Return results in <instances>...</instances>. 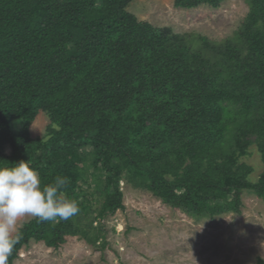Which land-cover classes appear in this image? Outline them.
I'll use <instances>...</instances> for the list:
<instances>
[{
  "label": "trees",
  "instance_id": "16d2710c",
  "mask_svg": "<svg viewBox=\"0 0 264 264\" xmlns=\"http://www.w3.org/2000/svg\"><path fill=\"white\" fill-rule=\"evenodd\" d=\"M244 1L239 32L215 43L140 21L133 0H0V164L29 160L42 186L65 177L79 208L26 223L8 264L33 242L105 248L122 182L194 219L241 214L244 194L264 202V171L253 181L242 162L255 148L264 165V0ZM41 111L47 140L32 136Z\"/></svg>",
  "mask_w": 264,
  "mask_h": 264
},
{
  "label": "rangeland",
  "instance_id": "374dc122",
  "mask_svg": "<svg viewBox=\"0 0 264 264\" xmlns=\"http://www.w3.org/2000/svg\"><path fill=\"white\" fill-rule=\"evenodd\" d=\"M175 1L133 0L128 10L140 21L215 43L235 37L250 12L244 0L193 10L178 9ZM49 125L48 114L41 111L32 127L33 138L47 140ZM5 151L11 153L10 148ZM250 151L242 162L255 169L252 180L256 181L264 165L257 150ZM121 188L125 210L101 222L105 248L93 247L80 237L68 238L58 250L33 242L15 264H257L258 258H264V202L254 195L244 194L241 214L194 219L144 188L125 182ZM33 218L23 217L18 231Z\"/></svg>",
  "mask_w": 264,
  "mask_h": 264
},
{
  "label": "clouds",
  "instance_id": "9594fccd",
  "mask_svg": "<svg viewBox=\"0 0 264 264\" xmlns=\"http://www.w3.org/2000/svg\"><path fill=\"white\" fill-rule=\"evenodd\" d=\"M67 182L65 177L56 176L42 186L39 173L29 160L13 162L12 166L0 164V264H8L15 245L23 238L18 233L23 217L45 222L68 220L78 213L77 203L63 193Z\"/></svg>",
  "mask_w": 264,
  "mask_h": 264
}]
</instances>
